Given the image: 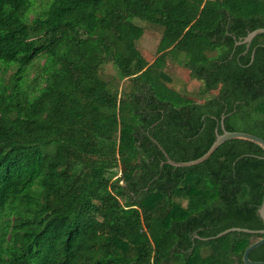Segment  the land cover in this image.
I'll list each match as a JSON object with an SVG mask.
<instances>
[{"label":"trees","instance_id":"16d2710c","mask_svg":"<svg viewBox=\"0 0 264 264\" xmlns=\"http://www.w3.org/2000/svg\"><path fill=\"white\" fill-rule=\"evenodd\" d=\"M30 11L32 0H0V264H244L260 234L212 236L263 228L264 151L231 139L173 166L153 139L175 161L198 158L222 115L225 130L264 139V33L246 52L236 43L264 27V0H49ZM134 18L165 27L151 62ZM167 64L211 96L175 106ZM249 258L264 261V244Z\"/></svg>","mask_w":264,"mask_h":264},{"label":"rangeland","instance_id":"374dc122","mask_svg":"<svg viewBox=\"0 0 264 264\" xmlns=\"http://www.w3.org/2000/svg\"><path fill=\"white\" fill-rule=\"evenodd\" d=\"M49 0H32V11L29 12V17H32L34 11H38L43 8ZM135 22L143 28V34L139 40H134V45L144 54V57L151 62L156 56V46L161 37L162 31L165 28L162 25L151 23L148 21L134 18ZM170 30L180 31L181 26L179 24L168 26ZM42 62V61H41ZM165 69L175 76L171 86L173 89L170 91L169 98L175 106H180L185 103L195 102L197 100H204L209 98L211 95L206 93L201 96H197L199 90L203 86L201 80L192 78L184 66L167 64ZM102 72L109 76L115 77L116 70L111 63H106L102 66ZM117 78V77H116ZM126 83V82H125ZM123 84V81H119V86ZM179 207H183L185 199L181 197H173ZM202 253H207L204 250Z\"/></svg>","mask_w":264,"mask_h":264},{"label":"water","instance_id":"95a60500","mask_svg":"<svg viewBox=\"0 0 264 264\" xmlns=\"http://www.w3.org/2000/svg\"><path fill=\"white\" fill-rule=\"evenodd\" d=\"M261 33H264V27L256 28L252 31H249L243 38L238 40L236 43L237 44H242V43L246 44V50H245V52H246L251 41H252V39L256 35L261 34ZM220 126L222 129V132L218 133L217 128L215 129V139L213 140V142L211 143L209 148L206 150V152H204L198 158L188 160V161H175V160L171 159L168 156V154L165 152V150L159 145V143H157V141H155L154 139H153V141L157 144V146L164 153L165 162L170 164V165H173V166H190V165L198 164V163L206 160L217 149V147L219 145H221L223 142H225L227 140H231V139H240V140L252 142V143L258 145L264 151V139L263 138H261L257 135L248 133V132L225 130L224 125H223V115L221 116ZM258 212H259L260 218L262 220L263 228H261V229H249V228H241V227H231V228H227V229L217 233L215 236H212V238L220 237V236H222L228 232H231V231H242V232H247V233L260 234L261 235L260 237H258L256 240L251 242L244 249L243 254H242V261L244 264H264V261H262V260H252L249 258V253L253 249L264 244V196H263L262 202L258 208Z\"/></svg>","mask_w":264,"mask_h":264}]
</instances>
